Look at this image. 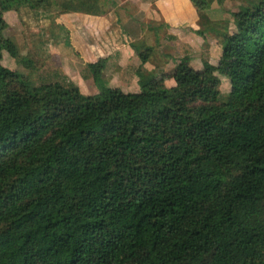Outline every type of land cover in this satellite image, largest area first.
<instances>
[{
    "label": "trees",
    "instance_id": "16d2710c",
    "mask_svg": "<svg viewBox=\"0 0 264 264\" xmlns=\"http://www.w3.org/2000/svg\"><path fill=\"white\" fill-rule=\"evenodd\" d=\"M45 2L0 0V264H264V0L232 14L233 58L205 78L184 65L172 87L149 72L92 96L2 65L36 66L5 13H106Z\"/></svg>",
    "mask_w": 264,
    "mask_h": 264
},
{
    "label": "rangeland",
    "instance_id": "374dc122",
    "mask_svg": "<svg viewBox=\"0 0 264 264\" xmlns=\"http://www.w3.org/2000/svg\"><path fill=\"white\" fill-rule=\"evenodd\" d=\"M50 1V0H48ZM48 1L43 4V6H48ZM54 3L60 2V0H53ZM191 5L194 19L189 21V23L179 26L176 29H169L164 27V22L160 21L158 18L154 22L152 19L147 17L144 13L138 12V10H132V6L129 3H123L124 0H103V4L106 5V10H118L119 16L122 18L123 14L120 12L125 10L130 12L132 10L135 22L137 24H142L148 30H155L146 32V36H141L143 31L137 26L138 30L133 31L137 39L142 37L140 43H143L141 57L138 56L140 61V66L142 67L147 62L151 61L146 59V52L152 48L155 51L153 56L152 64L155 67L154 73L157 74L156 81L160 85L170 87L172 85V72L174 69L180 66L188 65L192 67L197 76L201 79L205 78L206 74L213 69L217 62L223 59H232V55L226 53L222 47L223 38L233 33L234 25L232 23V14L238 12L241 8L248 6L251 2L255 0H187ZM121 6H118L120 5ZM55 5V4H54ZM48 11H39L42 13L31 14L29 8H21V12L18 14L16 12L10 13L11 15L7 18L6 14L2 18V28L3 34L15 41L20 57L23 59H30L39 65V70L33 72L30 70V65L16 63L14 59L10 58L4 54L2 59V65L10 70H14L21 74V76L31 82L34 87L39 86L42 82L43 72H40L45 65V60L37 59L35 54L31 52L34 48L30 47V35L37 36L41 35V32H46L41 28V23H39L44 17H46L48 12L52 11L51 6L47 7ZM155 11L154 9H152ZM151 12L153 13V11ZM124 11V12H125ZM34 12V11H33ZM33 16L39 17L35 19ZM30 17L35 19V28L30 32ZM132 17V16H131ZM120 18V19H121ZM34 27V26H33ZM62 30V29H59ZM38 31L40 34H38ZM170 32V34L168 33ZM63 32V31H61ZM59 32V33H61ZM154 37V38H153ZM32 41H38L35 37ZM58 42V40H56ZM137 44H131L133 48L137 47ZM130 46V47H131ZM32 48V50H31ZM150 51V50H149ZM43 53H41L42 55ZM150 54V52H149ZM149 54H147L149 56ZM145 55V56H143ZM100 61V60H99ZM98 62V61H97ZM97 62L92 64H86L85 72L89 74V79L92 81H66L67 83H72L75 85L80 93L84 96L98 95L105 88H118L123 92L133 93L134 89L139 90L138 81H131L127 84V81H105L103 80V73L94 74L91 73V67L96 65ZM54 62H50L52 65ZM46 67H53V66ZM106 61L104 69H99L98 72H103L106 69ZM55 66V65H54ZM162 67L164 69L162 74H159L157 70ZM141 70V69H140ZM142 71V70H141ZM77 72L76 74H78ZM82 76V73H81ZM86 78V77H85ZM221 83L219 90L222 96L228 95L231 90L230 83L226 78H220ZM55 81H49L48 83H54ZM60 82V81H57ZM62 82V81H61ZM139 92V91H138Z\"/></svg>",
    "mask_w": 264,
    "mask_h": 264
},
{
    "label": "crops",
    "instance_id": "0c3cea01",
    "mask_svg": "<svg viewBox=\"0 0 264 264\" xmlns=\"http://www.w3.org/2000/svg\"><path fill=\"white\" fill-rule=\"evenodd\" d=\"M123 3H129L132 10L136 9L144 13L154 22H159L158 19L163 21L164 27L168 30L176 29L194 19L191 5L187 0H124ZM132 10L120 11L123 14L122 18L118 10H106L105 14L99 16L48 12V15L39 22L40 27L46 32L42 31L41 35L34 36L38 40L35 42L32 41L34 34L30 35V47L34 48V50L31 48V52L38 56L36 61L39 58L45 60V65L40 71L43 72V78L40 81H92L88 77L89 74L85 72V67L86 64L99 60H105L107 63L105 71L102 72L105 81H127L126 83L129 84L131 81H139L144 73L154 72L155 67L152 61L155 51L152 48L148 50V53L146 52V59L151 61L139 67L138 56L141 57L140 53L143 54V43H137H140L143 38L137 39L133 31L138 30V26L143 31L141 36L144 37L146 32L152 30H148L140 23L137 24ZM10 13L12 12L5 13V18L9 17ZM30 13L35 15L42 12L30 11ZM33 17L39 19V17ZM34 18L30 17V27H32L30 32L35 28ZM168 33L170 34L169 31ZM38 34H40L39 31ZM131 44L138 46L133 48ZM50 62L54 63L50 65ZM49 65L53 67H46ZM37 70H39L38 63L33 72ZM163 71L162 67L157 70L159 74ZM77 72L79 73L76 74ZM173 85L172 80L170 87ZM138 91V88L134 89L133 93Z\"/></svg>",
    "mask_w": 264,
    "mask_h": 264
}]
</instances>
